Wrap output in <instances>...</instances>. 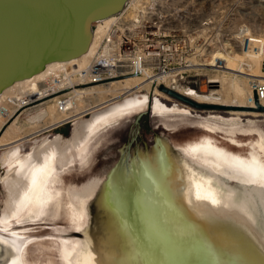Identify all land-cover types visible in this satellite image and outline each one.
<instances>
[{"label": "water", "instance_id": "95a60500", "mask_svg": "<svg viewBox=\"0 0 264 264\" xmlns=\"http://www.w3.org/2000/svg\"><path fill=\"white\" fill-rule=\"evenodd\" d=\"M125 2L0 0V93ZM0 264H264V120L134 94L42 141L0 179Z\"/></svg>", "mask_w": 264, "mask_h": 264}, {"label": "built area", "instance_id": "2783aa9c", "mask_svg": "<svg viewBox=\"0 0 264 264\" xmlns=\"http://www.w3.org/2000/svg\"><path fill=\"white\" fill-rule=\"evenodd\" d=\"M192 1L126 0L122 9L111 15L109 22L102 27L84 63L72 60L55 65L40 77L24 84H14L0 93V130L12 120H19L46 104L63 115L55 127L46 132L71 125V111L78 103L84 104L95 97L92 95L95 87L104 88L114 81L140 76L142 67L152 76L170 74L181 87H185L184 81L189 73L206 66L198 65L192 59L216 48L217 44L221 45L223 42L219 43L217 38L232 44L226 49L239 47L245 56L256 58L259 70L264 74V33L251 30L244 22L228 31L223 25L231 15L230 0ZM253 1V7L260 10V6L264 7V0ZM241 2L243 5L249 0ZM189 4L194 6L195 16L187 10ZM191 20L195 24L190 26ZM185 23L192 27L187 33ZM216 23H219L217 27ZM216 28L220 30L215 31ZM222 30L229 33H221ZM241 64L245 69L249 66L245 62ZM207 80V86L213 83ZM248 82L250 93L246 97L247 104H253L254 98L264 102V81L253 78ZM159 86L170 90L163 82L158 83L155 78L150 80L151 90ZM140 91L145 92L143 88ZM81 113V117L88 115L85 110Z\"/></svg>", "mask_w": 264, "mask_h": 264}, {"label": "bare ground", "instance_id": "6f19581e", "mask_svg": "<svg viewBox=\"0 0 264 264\" xmlns=\"http://www.w3.org/2000/svg\"><path fill=\"white\" fill-rule=\"evenodd\" d=\"M110 17L111 15L105 18H102L100 20H97L92 24L91 39L84 53L68 61L50 62L46 64L43 67V69L40 70L39 72L31 75L30 77L24 78L19 81H15L9 86H12L14 84H24L30 79L38 78L41 75H43L46 71L54 67L55 65H58L61 63H67L72 60L77 61L79 63H84L86 61V56L95 46L96 39L99 36V34L102 32V27L109 22ZM237 49H239V47ZM228 50H233V49H228ZM205 52L198 54L199 57L193 58L192 61L194 63H197L198 65H209L206 61V58H202V55ZM229 54H232V52H227V53L215 52L212 54L213 60L210 65L216 66L222 69H227L228 71L231 70V72H227V74H225L226 72L224 71H223L224 74L223 73L219 74V71L216 70L217 73L214 75V78L212 81L221 82L220 89L211 94V95H216V97L198 95L194 93L192 89H190L191 87L189 86L181 87L179 82L175 80L172 75L164 74L161 76H155V75L152 76L151 72L146 71L145 67H142L140 76L128 77V78H124L118 81H114L111 83V85L106 86L104 88L95 87L94 91L92 92L94 93L92 95H95V97L91 99L89 98L87 102L84 104L78 103L77 106H75V108L71 111L70 116H73L72 117L73 119L80 117L81 116L80 114H82L81 112H83L84 110L85 112L90 113V116H93L123 101L124 99L134 94L139 95V93L141 92L140 89L142 88L145 90L146 94H143L145 96H148L147 92L149 93L151 92L152 97L153 96L155 98L158 97V99L160 100L162 99L163 101L164 99H167L170 101L169 99L170 97H165V95L168 96L169 94H164L163 91H157L155 88L152 90L149 88L150 80L152 78H155L158 83L163 82L164 85L168 87V89L176 91L177 94L181 96L184 95L183 97L189 100L192 98L193 100L203 102V103H210V104L213 103L214 105L218 104V105L230 106L231 108H234L230 110L233 115H249V116L260 115L259 117H264V116H261V115H264L263 111L247 109V107H254V104H247V101H246V97L250 93L249 88H248L249 87L248 81L250 79L252 80L253 78L255 80L264 81V74L259 70L258 60L252 56H245L242 52H240V55L239 54L229 55ZM218 62H220L221 64L220 65L216 64ZM241 62L243 63L245 62L247 65H249L248 68L245 69L242 66ZM226 63L230 64L229 69L226 68L225 66ZM238 74H241V75L239 76ZM237 77H241L244 80V83L241 80H239ZM145 80L147 81L145 82ZM7 88L8 87L4 88L1 91V93ZM118 96H120V98L116 99ZM258 103L264 106V102H258ZM61 116L63 115H59L58 113L54 112L52 109V106L50 104H47L45 107V110L43 112H39L38 115L33 116L32 119H30V121L27 122V126L25 125L26 127H24V129L20 127L19 121L16 119L7 123L0 130V150H3V155H4L1 159L4 160L6 158V160H4V162H2L1 164L2 166L6 164V168H4V172H6V170H8L10 166H14V164L17 165L19 161H21L27 154H29L35 147H37L40 144V141L32 140V145L29 147L28 151L21 153V151L25 149V146L27 144L30 145V143H27V142L25 143L27 139L30 140V138H34L37 135L40 136V134L45 133L46 130H49L52 127H55L56 123L60 120ZM90 116H88V118ZM81 121L83 120L79 119L78 122H76V124ZM72 124H73V121L71 122V125ZM46 139L48 138L44 136L42 141Z\"/></svg>", "mask_w": 264, "mask_h": 264}, {"label": "rangeland", "instance_id": "374dc122", "mask_svg": "<svg viewBox=\"0 0 264 264\" xmlns=\"http://www.w3.org/2000/svg\"><path fill=\"white\" fill-rule=\"evenodd\" d=\"M194 1H196V0H194ZM194 1H192V2H194ZM190 4L187 6V10L190 11L189 13H192V16H195V13L193 11L194 6H191ZM254 4H255V2L253 0H249V3H245L243 5H242L241 0H230L229 1V8H230L231 15L229 16V21L225 22L226 24L223 23L224 25L223 24L222 25L225 26V28H228L227 30L229 31V29L230 30L233 29L240 22H244L250 27L251 30H253L255 32H258L260 34L264 33V7L260 6V8H261V10H260V9H257L256 7H253ZM204 7H205V5H204ZM205 12L208 13L209 10L207 8H205ZM193 21L194 20L190 21V23H189L190 26L195 24V22H193ZM218 25H219V23H216L215 27H217ZM190 26L185 23L184 29L186 30V33H187V31L191 30L192 27H190ZM218 29L219 28H216L215 31H218ZM223 30L221 31V33H229V32H225ZM219 32H216V33L219 34ZM217 40H218L219 43H222V42L223 43L221 45L217 44L216 48L209 49L210 51L208 50L202 55V58H206V61H207V63L209 65H206V66H204L201 69H196V70L191 71L189 73V75L185 78V81H184L185 84L184 85H187V86L191 87L190 89H192V91L194 93L198 94V95L208 96V97H216V95H211L212 93H214L217 90H219L220 86H221V82H213L212 81L213 78H214V75L217 73L216 70L219 71V74H222L223 71L226 72L225 74H227V72H231V70L228 71L227 69H222V68H218L216 66L210 65L212 60H213L212 59V54L213 53H215V52H217V53L232 52V54H229V55H235V54L236 55L237 54L240 55L241 51L239 49H233V50L226 49L227 47H231L229 42L227 43L228 40H224V39H221V38H217ZM205 64H206V62H205ZM216 64L220 65L221 63L218 62ZM201 66H203V65H201ZM225 66L228 69L230 68V64L229 63H226ZM238 75L240 76L241 74H238ZM237 78L244 83V80L241 77H237ZM206 79H208L207 82H209L211 80L210 82H213V83H211L210 85L207 86V84L205 82ZM156 90L160 91L158 88ZM143 94H146V93L145 92H140L139 93V95H143ZM164 94H166V93L164 92ZM148 96H151V92L148 94ZM182 96H184V95H182ZM165 97H170L169 99L172 102H170L167 99H164V101L169 102L171 104H174L176 106H179L181 108H184L186 110L192 111V112L197 113L199 115L264 119V117H259L260 115H257V116H252V115L251 116H249V115H233L230 110H232L234 108H229V109L223 110V111L199 109V108H195V107H193V106H191V105H189V104H187V103H185V102H183L181 100H178V99H176V98H174L172 96H169V95L166 96L165 95ZM116 99H118V98H116ZM190 100H192L195 103L210 104V103L199 102V101L193 100L192 98ZM180 104H182V105H180ZM211 104H213V103H211ZM46 105L43 106L42 108L41 107L38 108L37 110H35L32 113L26 114V116L23 115L22 117H20L19 120H18L20 127L22 129H24V127L27 126V122H29L30 119H32L33 116H36V115H38L39 112H43L45 110ZM216 105H218V104H216ZM229 113H231V114H229ZM88 116H90V113H88V115L85 116V117H81L80 116V117H77V118L73 119V124L72 125H69V124L63 125V126L55 128V129H52V130H50L48 132H45L43 134H40V136L37 135L34 138H30V140L27 139V141H25V143L26 142L30 143V145L27 144L25 146V149L23 151H21V153H24V152L28 151L29 147L32 145V140H36V141L38 140L41 143V141L43 140L44 136H46V138H48V136H49V138H50V137H52V136H54V135H56V134H58V133H60V132H62L64 130L72 127L73 125L76 124V122H78L79 119L85 120L86 118H88ZM261 116H264V115H261ZM3 156H4L3 155V150H0V179L3 176H5L16 165V164H14V166H10V168H8V170H6V172H4V168H6V164H4V166H2L1 164H2V162H4V160H6V158L4 160L1 159Z\"/></svg>", "mask_w": 264, "mask_h": 264}, {"label": "flooded vegetation", "instance_id": "af4514ba", "mask_svg": "<svg viewBox=\"0 0 264 264\" xmlns=\"http://www.w3.org/2000/svg\"><path fill=\"white\" fill-rule=\"evenodd\" d=\"M49 138V137H48Z\"/></svg>", "mask_w": 264, "mask_h": 264}]
</instances>
